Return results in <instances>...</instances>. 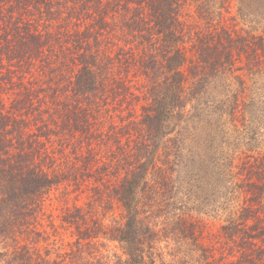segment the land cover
Segmentation results:
<instances>
[{"label": "trees", "instance_id": "16d2710c", "mask_svg": "<svg viewBox=\"0 0 264 264\" xmlns=\"http://www.w3.org/2000/svg\"><path fill=\"white\" fill-rule=\"evenodd\" d=\"M1 243L264 264V0H0Z\"/></svg>", "mask_w": 264, "mask_h": 264}, {"label": "rangeland", "instance_id": "374dc122", "mask_svg": "<svg viewBox=\"0 0 264 264\" xmlns=\"http://www.w3.org/2000/svg\"><path fill=\"white\" fill-rule=\"evenodd\" d=\"M54 207H55V206H53L52 208H53V211H54V216H55V218H56V215L59 214V211H58L56 208H54ZM207 219H208V218H207ZM208 222H209L210 224H212L213 226H215V228L218 227L219 224H220V221L215 220V219H211V218L208 219ZM43 224L47 226V224H48V219H47V218H45V219L43 220ZM66 236H67V235H66ZM67 240H68V238H67ZM40 244L43 245L44 243L41 242ZM2 246H3V244L1 243V244H0V248H2Z\"/></svg>", "mask_w": 264, "mask_h": 264}]
</instances>
